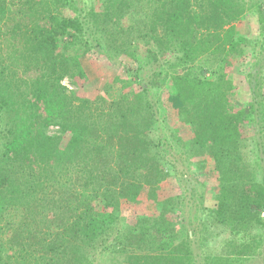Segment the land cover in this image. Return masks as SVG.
<instances>
[{
	"label": "trees",
	"instance_id": "16d2710c",
	"mask_svg": "<svg viewBox=\"0 0 264 264\" xmlns=\"http://www.w3.org/2000/svg\"><path fill=\"white\" fill-rule=\"evenodd\" d=\"M88 55L122 70L94 98ZM178 157L210 206L159 196ZM0 264H264V0H0Z\"/></svg>",
	"mask_w": 264,
	"mask_h": 264
},
{
	"label": "rangeland",
	"instance_id": "374dc122",
	"mask_svg": "<svg viewBox=\"0 0 264 264\" xmlns=\"http://www.w3.org/2000/svg\"><path fill=\"white\" fill-rule=\"evenodd\" d=\"M89 1V0H88ZM238 30L244 33H250V39L255 38L256 33V22L253 17H248L245 21L240 22L238 24ZM246 61H249L251 58L250 54L247 52ZM245 61V62H246ZM82 65L84 67L86 79L83 83L78 87L82 92L94 98L96 96L102 95L104 89L107 88L108 84H110L111 77L114 75H121L122 70L118 66L114 65L106 66L102 60H96L94 56H87L82 60ZM247 65L244 63V67L240 68L239 72L236 74L235 84L239 86L241 89L243 88L240 82L243 81L244 75L247 71ZM241 71V72H240ZM64 84L69 86L65 81ZM70 87V86H69ZM119 92V88L117 86H113V94L115 92ZM234 102L241 101V92L233 95ZM167 109V124L170 128L176 129L179 131V139L180 147L189 148L191 145L192 136L189 132L181 125L178 124V119L176 117L175 111L170 108L168 103H164ZM53 129L50 133H53ZM252 133L251 128L247 127L243 130V136H247ZM183 150V149H182ZM175 169L170 176L161 186L159 196L167 197L172 195H177L183 193L186 189L191 187H196L197 183L201 184L205 188L206 192V204L211 205V195H213L217 190V178L213 172V166L209 160L203 161V167L198 168L196 163L190 164L188 161L183 160V158H177ZM189 164V165H188ZM252 163L248 164L251 165ZM146 191L143 192L141 199L145 203L139 207L135 208H123L121 210V216L127 222H131L132 219L138 216H150L155 213V209L153 205L146 202Z\"/></svg>",
	"mask_w": 264,
	"mask_h": 264
}]
</instances>
